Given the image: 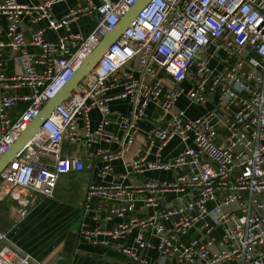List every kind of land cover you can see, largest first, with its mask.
Instances as JSON below:
<instances>
[{"label":"built area","instance_id":"1","mask_svg":"<svg viewBox=\"0 0 264 264\" xmlns=\"http://www.w3.org/2000/svg\"><path fill=\"white\" fill-rule=\"evenodd\" d=\"M66 1L72 4L56 19L53 6ZM136 1L42 0L34 7L0 2L6 21L0 30V156ZM25 17L45 26L26 37ZM81 20L89 21L88 33ZM46 31L52 39H45ZM212 47L235 57V63L213 70ZM8 55L18 59L20 72L7 75ZM89 75L92 86L78 85L0 173V202L17 203L22 217L39 196L52 198L62 176L87 168L74 151L64 153V144L79 138L78 120L90 141H117L106 133L112 123L108 103L127 100L129 115H115L122 135L119 151L104 156L107 175L111 164L130 151L137 125L152 105L162 113L160 123L144 133L145 148L130 161L131 173L172 170L174 182L89 185L87 199L117 203L106 219L119 221L108 231L81 232V238L141 261L137 252L150 248L148 238L154 237L155 264H264V0H150ZM208 95H216L227 110L233 104L238 108L230 116L211 111L192 120L173 109L181 97L203 107ZM91 111L99 115L94 131ZM174 138L183 150L172 161H160ZM152 148L154 162L147 160ZM169 192H189V197L137 217V195L149 193L148 209L157 206L156 195ZM191 229L198 236L183 243L180 238ZM215 229L220 234L212 238ZM134 231L132 247L120 244ZM5 240L0 232V244Z\"/></svg>","mask_w":264,"mask_h":264},{"label":"crops","instance_id":"2","mask_svg":"<svg viewBox=\"0 0 264 264\" xmlns=\"http://www.w3.org/2000/svg\"><path fill=\"white\" fill-rule=\"evenodd\" d=\"M3 0H0L2 2ZM42 0H18L19 4L36 6ZM72 2L66 1L53 6V15L56 19L61 18L66 12V8ZM23 29L25 36L29 37L36 27H44L45 23L32 24L29 17L23 18ZM80 27L84 32H89L87 27L89 21L81 20ZM77 25L73 24L72 29ZM6 28L5 18L0 16V30L4 32ZM45 39H52L49 32H45ZM210 53H214L210 61V67L215 71H220L225 65L235 63V57H229L225 51L210 48ZM5 70L7 75H12L21 71L19 61L11 56L4 57ZM170 82V81H169ZM171 83V82H170ZM187 86V85H186ZM20 94L19 91H10V94ZM115 94L114 92L111 95ZM112 113V123L106 128V133L115 135L117 141L106 142L102 139L90 141L83 132L82 121L78 120L79 138L64 144V153L70 154L74 151L87 167L81 173L64 175L56 184L52 198L39 196L28 208L27 213L20 217V206L15 202H0V232L6 235L5 243L0 244V264H155L159 254L155 247L157 240L154 237L148 238L151 245L145 251L137 252L141 261L128 258L112 248L95 246L84 242L81 232L93 231L95 229L111 230L118 219H106V213L117 206V203L107 202L98 197L87 199V189L89 185L95 187L108 186L111 184L136 185L147 181L170 184L176 177L175 171H148L142 174H133L129 163L142 155L145 148L144 133L160 123L161 111L150 105L145 111L144 119L137 125V134L130 151L120 159L111 164V171L104 175L102 169L105 165L104 156L107 153L119 151L118 139L122 138L118 121L115 115H129L131 105L127 100L113 99L108 103ZM238 108L237 104L225 109L223 103L219 102L216 95H208L207 102L203 107L190 105L184 97L178 99L174 110H184L186 117L190 120L204 116L207 112L216 111L224 116H230ZM90 130L94 131L99 119L96 111H91ZM164 127V125H163ZM183 145L178 138H174L161 151L159 160L163 162L172 161L181 151ZM155 148L148 155V161H156ZM126 173H128L126 175ZM70 175L73 176V183H70ZM68 176V177H66ZM125 176V178H123ZM62 182L58 185L59 182ZM71 184V183H70ZM136 214L139 218H144L156 210L170 209L177 203L178 199L189 197L187 193L169 192L156 195L157 206L146 208L145 201L150 197L149 193L136 196ZM175 218L172 219L175 220ZM166 225H171L167 223ZM136 231L130 234L120 244L132 247ZM199 232L196 229L189 230L186 236L181 237L183 243H188L193 237H197ZM220 234L219 229L210 233V237L216 238ZM146 237V234H145ZM105 239L100 237V240ZM114 244L115 242H111ZM168 264H175L170 261Z\"/></svg>","mask_w":264,"mask_h":264},{"label":"water","instance_id":"3","mask_svg":"<svg viewBox=\"0 0 264 264\" xmlns=\"http://www.w3.org/2000/svg\"><path fill=\"white\" fill-rule=\"evenodd\" d=\"M150 0H137L134 5L120 18L119 22L112 30L102 37L97 47L80 63L75 70L71 79L60 90V92L51 100H49L39 111L37 117L29 124V126L15 139L10 148L0 156V173L15 158L16 154L24 147V145L37 132L39 127L51 115L55 107L61 104L72 91L92 72L104 53L113 45L118 37L128 28V26L137 18L141 9Z\"/></svg>","mask_w":264,"mask_h":264},{"label":"rangeland","instance_id":"4","mask_svg":"<svg viewBox=\"0 0 264 264\" xmlns=\"http://www.w3.org/2000/svg\"><path fill=\"white\" fill-rule=\"evenodd\" d=\"M84 34H86V33H84ZM81 85H84V86H86V87H91L92 86V84H93V78H92V76H90V75H88L81 83H80ZM66 177H68V176H66ZM70 183H68L69 185H72V183H73V176H71L70 175ZM62 181H63V177H62V179H61ZM60 183H62L61 181L58 183V185L60 184ZM73 186V185H72Z\"/></svg>","mask_w":264,"mask_h":264}]
</instances>
